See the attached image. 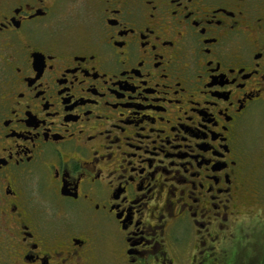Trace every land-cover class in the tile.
<instances>
[{
    "label": "flooded vegetation",
    "instance_id": "1",
    "mask_svg": "<svg viewBox=\"0 0 264 264\" xmlns=\"http://www.w3.org/2000/svg\"><path fill=\"white\" fill-rule=\"evenodd\" d=\"M263 211L264 0H0V264H240Z\"/></svg>",
    "mask_w": 264,
    "mask_h": 264
},
{
    "label": "rangeland",
    "instance_id": "2",
    "mask_svg": "<svg viewBox=\"0 0 264 264\" xmlns=\"http://www.w3.org/2000/svg\"><path fill=\"white\" fill-rule=\"evenodd\" d=\"M260 215L264 217V211L259 212L258 214L256 213L251 214L249 216L250 222L246 226H244L241 230L240 238L242 239L241 242L242 244L240 248V257L242 260L240 264H243V262L245 264H259L258 259L262 251H263V255L261 257V260L264 263V250L263 248H260L264 242V226L255 224V222L259 219L258 217ZM252 218H256V219L252 220ZM242 252L249 253L250 256L248 254L246 255L244 254L245 258H243ZM247 258H251V259H247Z\"/></svg>",
    "mask_w": 264,
    "mask_h": 264
},
{
    "label": "trees",
    "instance_id": "3",
    "mask_svg": "<svg viewBox=\"0 0 264 264\" xmlns=\"http://www.w3.org/2000/svg\"><path fill=\"white\" fill-rule=\"evenodd\" d=\"M260 248H263V250H264V242H263V244L261 245ZM244 254L245 255L248 254L250 256L249 253H243L242 252L243 258H245V255ZM262 255H263V251H262V253H261V255L259 256V259H258L259 264H264L263 261L261 260ZM247 259H251V258H247ZM248 262H249V260H248ZM243 264H245V263L243 262Z\"/></svg>",
    "mask_w": 264,
    "mask_h": 264
}]
</instances>
